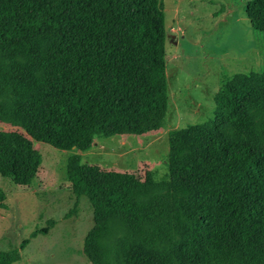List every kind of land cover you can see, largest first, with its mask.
I'll use <instances>...</instances> for the list:
<instances>
[{"label": "trees", "instance_id": "obj_1", "mask_svg": "<svg viewBox=\"0 0 264 264\" xmlns=\"http://www.w3.org/2000/svg\"><path fill=\"white\" fill-rule=\"evenodd\" d=\"M247 14L264 33V0ZM165 16L163 0H0V177L28 191L35 143L75 152L66 175L93 210L90 264H264V73L227 80L214 119L170 132L167 181L83 162L98 137L162 128Z\"/></svg>", "mask_w": 264, "mask_h": 264}, {"label": "rangeland", "instance_id": "obj_2", "mask_svg": "<svg viewBox=\"0 0 264 264\" xmlns=\"http://www.w3.org/2000/svg\"><path fill=\"white\" fill-rule=\"evenodd\" d=\"M250 1L163 0L170 99L164 124L143 136L98 137L82 154L83 162L141 180L147 175L156 182L169 180L170 132L214 119L215 97L227 80L264 73V33L251 26ZM225 133L233 136L230 127ZM35 149L42 165L30 190L0 177V253L18 250L16 264H90L83 247L94 226L93 210L86 198L70 191L66 175L75 152L43 143H35ZM122 229L116 226L117 237Z\"/></svg>", "mask_w": 264, "mask_h": 264}]
</instances>
